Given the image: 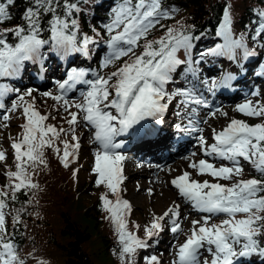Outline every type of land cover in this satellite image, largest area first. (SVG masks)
Segmentation results:
<instances>
[{
  "label": "snow or ice",
  "instance_id": "snow-or-ice-1",
  "mask_svg": "<svg viewBox=\"0 0 264 264\" xmlns=\"http://www.w3.org/2000/svg\"><path fill=\"white\" fill-rule=\"evenodd\" d=\"M14 3L15 0L0 2V25L12 19L9 6ZM81 11L79 0H31L22 16L23 24L0 28V78H16L26 62L39 63L43 59L42 49L45 46L64 57L73 53L89 56V45L97 41L87 34L78 38L77 17ZM174 11L173 9L172 12ZM257 15L260 22L255 35L251 37L254 41L264 39V10H260ZM45 17L48 18L46 28ZM168 18H171V13L164 9L163 0H121L112 9L111 20L104 25L108 34L109 52L103 60V67L115 66L124 57L129 59L107 76L94 74L93 80L85 79L88 75L85 70L73 68L58 87L62 93H66L75 84L89 85V90L82 93L83 101L80 103L70 104L64 95L45 93L54 101H63L64 110L70 116L67 120L69 129L47 124L49 115H42L35 109L34 103L25 101V96L32 95L31 91L20 95L18 102L12 105L11 111L22 109L25 123L21 125V136L11 145L16 162L15 171L6 173L10 183L0 189V264H25L18 254L17 246L8 237L6 217L9 213L5 209L8 208L9 198L15 200L17 192L39 188L33 177L40 166L47 167L45 149H52L60 157L61 163L65 167L69 166V157L74 156L80 148L79 137L75 135L79 119L95 129L94 143L99 146L94 154V172L98 176L96 184L104 185L116 197L112 201L105 194L101 200L115 225L121 264H135L137 250L149 246L147 240H141L128 231L126 214L130 210V204L119 195V185L124 179L122 162L125 157L118 151L123 144L117 141V137L132 130L139 131L144 128L143 122L147 120L160 122L173 101L185 108L190 105L208 106L203 94H198L194 85L191 88L177 87L174 91L168 89V85L174 82L173 74L178 67L192 63L190 55L185 61L177 53L181 49L190 53L192 41L199 39L181 26L168 27L166 34L160 39L149 40L150 31L161 20ZM45 31L49 33L47 39L43 37ZM93 31L97 37L101 35L95 29ZM9 34L16 38L15 43H9ZM217 35L223 38L224 43L201 53V57L228 54L235 58L233 54L237 49L243 50L245 58L256 55L254 50L248 48L243 34L238 38L233 37L230 6L225 8ZM141 40L144 41L143 45L140 44ZM141 46L143 51L137 54L135 49ZM190 71L196 75L195 69ZM260 74L264 75V72ZM231 80L232 76L228 75L220 81L203 83L212 91L229 87ZM13 91L15 89L0 84V109L5 107V97ZM70 107H75L77 112H70ZM236 111L244 116L264 119L262 102L247 100ZM191 112L195 115L197 109L191 108ZM212 115L215 116L216 113L213 112ZM223 115L226 116L227 113ZM3 120L8 121L9 116H3ZM189 130L202 131L195 127ZM69 134L74 143L61 141L62 135ZM198 138L204 156L229 161L232 166H217L206 159H200L198 163L194 162L189 166L197 169L198 175L207 174L217 181L233 182L230 185L211 183L208 180L201 183L191 180L188 172L171 181L179 194L191 202L193 208L208 214L200 220L191 221L190 235L178 246L174 264H200V251L205 246L212 259L205 260L204 264H242V261L250 260L253 256L264 260V239H261L264 237V122L250 125L245 121L232 119L222 131L216 132L213 129L214 143L209 144L203 135ZM57 142L63 144V150ZM6 159V153L0 151V162ZM241 159L251 164L255 172L260 174L259 178L239 179L244 173ZM234 177L237 179L233 180ZM220 214L225 218L219 223H210L214 216ZM238 215L243 218L237 219ZM170 216L174 218L171 231L176 233L181 230L177 223L179 205H174L164 216L154 219L145 230L148 240L162 231L160 221ZM13 220L18 224L19 215L13 217ZM146 264L160 262L153 255L147 258Z\"/></svg>",
  "mask_w": 264,
  "mask_h": 264
},
{
  "label": "rangeland",
  "instance_id": "rangeland-1",
  "mask_svg": "<svg viewBox=\"0 0 264 264\" xmlns=\"http://www.w3.org/2000/svg\"><path fill=\"white\" fill-rule=\"evenodd\" d=\"M94 59L95 57H92L88 62L90 66L93 65L91 61H94ZM69 63L70 62H64L59 66V63H56L57 65L47 68L48 77L46 79L52 80L50 84L33 83V86H26L13 91L5 102V108L0 111V151H4L7 156L6 161L0 162V189H4L5 186L10 183L6 173L15 171L16 162L14 150L11 145L14 140L21 136L23 132L21 125L25 123V118L22 109L11 111V108L14 103L18 102L20 95H23L26 91H31L32 95L30 97L25 96V101L34 103L35 109L42 115H49V119L46 123L54 125L57 128L69 129L67 120L70 119V116L68 112L64 110L63 101H54L51 97L45 95V93H51L54 96L64 95V98L67 99L70 104L83 101L82 93H86L89 90V85L83 83H79L76 86L74 85L70 89L77 90V92L74 93H70V91L62 93L58 87L59 83H62L68 77V73L70 72ZM120 65L122 64L119 63V61L115 63V66L109 65L105 67L104 73L101 71V68L98 70H91L93 72L92 78H89V75H87L85 79H95L94 74L107 76ZM260 68H264V63H262ZM219 70L222 71L219 73L223 79L226 69ZM24 79L26 80L22 81L19 86L34 80L38 81L39 77L36 74H31ZM218 79L221 80L219 77ZM218 79L206 76L203 81H208L210 84L213 80L219 81ZM8 81V78H0V84L7 85ZM18 81L19 80H14L11 84ZM203 81L192 83L189 85V88L194 85L198 90V94H203L209 106L213 104L216 99L219 100L222 98V87L209 91L208 86L204 84ZM243 89L245 88L240 89L239 92H234V94L241 93ZM227 90L230 91L229 88ZM249 90H253V93L258 92L259 94L253 95V93H247L236 100H230L227 102V105H218L217 108L215 107L212 109L216 113L215 116L208 115L209 110H206L208 106L201 108L195 115L190 113L191 110L189 107H177V110L189 114L188 119L191 120L195 118L194 121L191 120V124L187 129L192 127L198 129L199 126H203L207 131L206 133H198L197 131H189L191 134L186 133L187 135L194 134L196 143H198L197 147L192 154L186 157H178L176 160L169 163L170 166L162 167V165L157 162L137 164V162H133V158L127 149L121 148L118 150L125 157L122 162V175L124 179L121 185L122 190L119 192V195L122 200H126L130 204V210L127 211L126 214L128 231L141 240H147L149 245L147 248L137 250L135 264H146L147 258L153 255L158 258L160 264H174V261L177 260L176 253L178 246L184 243L190 235L192 229L191 221L200 220L201 217L208 215L207 213L199 212L193 208L191 202L179 194L178 190L171 183L173 179L188 172L191 180L201 183L208 180L211 183L219 182L221 184L230 185L233 182L223 180L217 181L207 174L198 175L197 169L189 165L194 162L198 163L200 159H206L217 166H232L229 161L204 156L198 137L203 135L205 139L208 140L209 144L214 143L212 139L213 129L216 132L222 131L232 119L242 120L250 125L264 122V119L244 116L242 113L236 111V108L247 100H252L254 103H264V80L256 81L252 84L251 88L245 89L243 92ZM69 111L77 112V109L75 107H70ZM223 113H227V115L225 116ZM5 115L9 116L8 121L3 120V116ZM205 118L207 122L204 121ZM166 121L168 123L170 120L167 119ZM185 122H187V120H184V123ZM94 132L95 129L92 126L86 125L82 119H79V123L75 127V135L79 137L80 148L74 156L69 157V166L65 167L61 163L60 157L52 149H45L47 167L40 166L33 177L34 182L39 185V188L30 191L22 190L15 194V200L11 198L8 200V208L5 209V211L9 213L6 217L7 225H9L13 231H16L15 227L22 229L27 244L31 242L26 250V247L22 249V252L29 251L25 255H35L33 262L35 264H64V260L62 259L63 256L58 250L52 248L49 241L53 236H59L61 229L65 226L68 216L70 219L83 226L88 224V226L91 227L92 238L89 241V250L92 255L93 264H121L120 244L118 242L115 225L111 221L110 213L104 209L101 200V197L105 194H107L108 199L112 201H115L116 197L104 185L97 186L96 184L98 176L94 172V154L99 146L94 143ZM178 133L177 128H172L170 133H168L167 137L170 144L167 146V149L170 151H177L180 149L183 153L191 151L188 139L184 141L179 140V142L174 141V137L177 139L180 138V136H177ZM121 137L122 136L117 137V140ZM63 140H68L70 144L74 143L71 139V134L62 135L61 141ZM57 143L61 150H63V144L60 142ZM193 153H195V155H193ZM241 165L244 169V173L239 179L253 178L254 175L250 168L251 164L244 163L241 159ZM73 173H75V176ZM235 179L237 178L234 177L233 180ZM174 205H179V220L177 223H179L181 230L173 233L171 228L174 218L171 216L166 217L163 221H160L163 225L162 231H159L151 240H148L145 230L151 226L154 219L164 216V213ZM88 212L94 216L90 217ZM17 215H19L18 224L13 220V217ZM95 216L97 218L96 222L92 220ZM223 218H225L223 214L214 216L210 223H219ZM239 218L243 217L238 215L237 219ZM197 227H199V225H197ZM104 239L109 242L107 249H105L106 245ZM206 249L207 246L200 251V264H204L205 260L211 261L212 259L211 254ZM258 258L260 259V257ZM22 260L25 262L24 259ZM244 261L245 264H252L246 262V260ZM262 264H264V262Z\"/></svg>",
  "mask_w": 264,
  "mask_h": 264
},
{
  "label": "trees",
  "instance_id": "trees-1",
  "mask_svg": "<svg viewBox=\"0 0 264 264\" xmlns=\"http://www.w3.org/2000/svg\"><path fill=\"white\" fill-rule=\"evenodd\" d=\"M0 2H3V0H0ZM120 2L121 0H79V6L82 11L77 17L79 21L78 38L87 34L97 41L95 44L89 45V56L73 53L64 57L51 51L48 46H45V48L42 49L43 59L39 63L26 62L21 74L14 78V80H19L16 83H21L26 80L24 79L26 76L31 74H36L39 77L38 81L42 82L48 77V67L55 66L58 63H64L65 61L71 62L70 71L73 68L77 70L83 69L88 73L89 78H92L93 72L91 70H98L101 68L103 72L105 69V67H103V60L109 52L107 45L108 34L104 25L110 22L112 9ZM30 4L31 0H15V3L9 6L12 19L0 25V28H10L23 24L24 21L22 16L25 9L29 7ZM227 6H230L233 37L238 38L243 34L246 38L248 48L256 52V55L249 56L253 58L252 63L246 61L243 50L241 49L235 51L233 54L235 58L232 56V58H230L232 60L238 59L236 63L229 60L227 57L228 54L205 55L201 57V53H205L209 49L224 43L223 38L218 36L217 32L220 30L224 11ZM163 7L171 13V18L161 20L160 23L150 31L148 39L158 40L166 34V29L168 27L180 28L181 26L189 30L193 36L199 37V39H194L192 41L193 47L190 53H185L183 49L177 53L178 57L185 61L188 60L190 55L195 65L196 74L203 75L206 69L210 72H214L219 66L223 68L227 67V58L229 60L228 67L239 73L244 71L248 75H253L254 70L257 72L260 69H264L260 68L262 63H264V39H257L255 41L251 39V37L255 35V29L258 28L260 18L257 13L260 10H264V0H163ZM173 9L175 10L174 12H172ZM47 19L48 18L45 17V28L47 27ZM93 29L98 31L101 35L97 37ZM48 36L49 33L45 31L43 37L47 39ZM8 41L9 43H15L16 38L9 34ZM143 43L144 41L141 40L140 44L143 45ZM135 51L139 54L143 51V47H138ZM92 57H95V59L92 61L93 65H89V68L88 62ZM97 58L103 59L99 62ZM128 59V57L122 58L119 63L123 64L124 61ZM197 61H199V63H196ZM190 69H192L191 64L188 63L178 67L177 72L173 74L174 82L168 85L169 91H174L177 87H185L190 82ZM179 113L177 109L173 111L171 115V120H173V122L179 117ZM250 168L254 177L259 178L260 174L255 172L252 166ZM88 215L90 217L94 216L90 212H88ZM92 220L96 222V216ZM7 226L8 237L17 246L20 258L24 259L26 264H35L33 263L35 255H25L29 251L22 252V249L26 247V250L31 243L28 242L27 244L25 241L22 229L15 227L16 231H13L9 225ZM91 234L92 229L88 224L83 226L73 221L68 216L65 226L61 229L59 236H53L49 242L52 248L61 253L64 264H93L92 255L89 250V241L92 238ZM261 239H264V237H261ZM104 241L106 245L105 249H107L109 242L106 239H104ZM252 261V264H262L264 262L261 258L254 257H252Z\"/></svg>",
  "mask_w": 264,
  "mask_h": 264
},
{
  "label": "bare ground",
  "instance_id": "bare-ground-1",
  "mask_svg": "<svg viewBox=\"0 0 264 264\" xmlns=\"http://www.w3.org/2000/svg\"><path fill=\"white\" fill-rule=\"evenodd\" d=\"M102 59L103 58H100V59H98V61L100 62ZM263 80H264V75L259 76V78L257 79V81H263ZM51 82H52L51 79H46L42 82L34 80L32 82H28L26 84H22V85L18 86L17 88H15V90H19V89L26 87V86H33V83L50 84ZM245 89H248V87H245ZM245 89H243V91ZM243 91L241 93H238V94H231L228 92L227 89H225V88L221 89V94H222L223 99L222 98L219 100L216 99V101L213 104H210L206 108V110H209L208 115L212 116V113L214 112L212 109L215 107L217 108L218 105H220V106L227 105V102H229L232 99L236 100L244 94L253 93V90H249L247 92H243ZM71 92H73V91H71ZM11 94H12V92L8 96H6L7 100ZM204 121H207V119L205 118ZM172 128H173L172 123L169 121L167 123V125H165L163 127V129H161L162 134L155 139L143 141L140 138L143 132H141L140 130L139 131L132 130L130 132H131V134L135 140H133V138L129 139L128 136L125 135V136H122L121 138H119L117 141L121 142L123 144L122 148L128 150L131 157L133 158V162H137V164H140V163L144 164L145 162H157L160 165H162V167L163 166H170L169 163L173 162L178 157H186V156L192 154V152L194 151V149H196L197 144H198V143H196V138H195L194 134H192L190 137H188V140L190 142L189 145H190L191 151L184 152V153L181 152L180 149L177 151H173V150L170 151L169 149H167V146L170 144V141H169L167 135H168V133H170ZM198 129H202V131H197L198 133H206V131H207L206 128H204L203 126H199ZM182 139L185 140V137H183ZM149 147H153V148L151 149V151L148 152V151H146V149H148ZM138 148H139V151H136V149H138ZM217 159H219V158H217ZM162 162H164V163H162ZM244 163H247V162L244 161ZM247 164H249V163H247ZM242 264H245V261H242Z\"/></svg>",
  "mask_w": 264,
  "mask_h": 264
}]
</instances>
